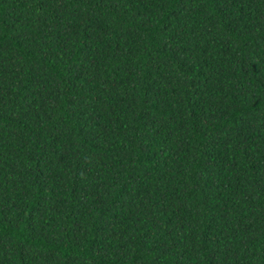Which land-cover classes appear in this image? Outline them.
Here are the masks:
<instances>
[{
	"label": "trees",
	"instance_id": "16d2710c",
	"mask_svg": "<svg viewBox=\"0 0 264 264\" xmlns=\"http://www.w3.org/2000/svg\"><path fill=\"white\" fill-rule=\"evenodd\" d=\"M0 264H264V0H0Z\"/></svg>",
	"mask_w": 264,
	"mask_h": 264
}]
</instances>
